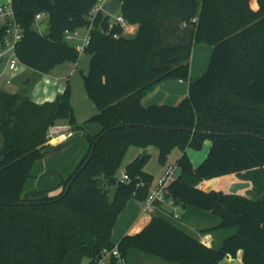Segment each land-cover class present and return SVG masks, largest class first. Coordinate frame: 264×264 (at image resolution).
<instances>
[{
    "label": "trees",
    "instance_id": "16d2710c",
    "mask_svg": "<svg viewBox=\"0 0 264 264\" xmlns=\"http://www.w3.org/2000/svg\"><path fill=\"white\" fill-rule=\"evenodd\" d=\"M250 2L122 0L120 16L137 27L127 36L120 24L110 27L109 15H93L97 0L11 1L23 34L14 54L38 76L78 62L82 52L65 32L90 29L83 51L90 70L82 75L98 114L77 123L70 85L43 104L0 87V264H97L116 247L126 264L131 252L169 264H219L240 250L244 264H264V0L257 10ZM41 13L47 14L39 21H47L46 34L37 27ZM4 36L0 31V44ZM198 44L213 53L206 74L192 81ZM167 80L188 82V97L175 106L146 107V93ZM65 118L73 131L85 133L71 153L43 165L53 147L50 129ZM207 140L209 155L194 167L187 150L200 151ZM83 145L75 163L81 151H74ZM131 146L158 148L161 163L179 147L181 174L168 181L166 197L185 212L214 218L215 225L200 232L222 233L220 241L209 246L166 215L151 214L139 232L113 242L129 201H146L152 186L153 176L143 170L148 155L127 166L129 180L117 178ZM233 174L251 182L257 198L199 188ZM34 177L44 185L26 190ZM107 183L115 190L112 199Z\"/></svg>",
    "mask_w": 264,
    "mask_h": 264
},
{
    "label": "crops",
    "instance_id": "0c3cea01",
    "mask_svg": "<svg viewBox=\"0 0 264 264\" xmlns=\"http://www.w3.org/2000/svg\"><path fill=\"white\" fill-rule=\"evenodd\" d=\"M11 1L12 0H0V6L10 4ZM250 4L254 10H257L259 7L258 0H251ZM119 16H120V11H119ZM136 31H137L136 26L127 25V28L124 30V34L127 36H135ZM89 33H90L89 28H87L86 32H81L80 35L82 36L81 37L82 43L84 38H87L89 36ZM212 53H213V47L210 45L203 46L198 44L194 46L191 54L192 81L198 79L203 74H206V71L209 66L208 62L209 59L211 60ZM81 62L82 61L80 60L76 63L65 62L57 66L56 69H53L50 73L44 75L43 78L41 79L43 82L42 83L43 86L42 88L38 87V89L36 90L37 98L32 101H34L37 104H43L45 102H53L57 98V96L63 94L67 86L70 85L72 89L71 101L74 109V116L77 123L83 124L87 120L91 119V117L97 115L98 109L95 106V104L92 103V101L89 99L87 95L83 81V75H82L83 72L86 74L88 70H90L89 69L90 57L87 59V62L85 60L86 63L83 60L84 69L80 68ZM4 69L0 72V74L4 71ZM3 80L4 79H1L0 81L1 82L0 85H2V88H4L8 93H12V94L16 93V87H12V84L10 86L3 85L2 83ZM188 94H189L188 82L167 80L157 84L153 89L148 91L143 98V103L146 107L152 105H163V104L175 106L181 104V102L188 97ZM69 123H70L69 120L66 118L60 119L57 120L55 122L54 127L50 129V140L53 144V147L49 149V153L42 161L43 165H45L47 161L53 163L54 160H58V158L64 156V154L71 153L74 149V146L80 140L79 138H81V135L85 133L83 131H79V132L73 131L70 128ZM94 129L96 130L95 126H89L88 128V130L91 131H93ZM85 148H87L86 145L82 149H78L74 151V156L78 154V151L79 152L81 151L75 163L80 160L79 158L82 157L84 153L83 150H86ZM211 148H212V141L207 140L203 145V149H204L203 155L201 156L191 155L189 154V149L187 150V154L189 155L194 167H198L199 165L197 166V164L199 163V161L203 160L205 156L207 157V155H209L208 153ZM178 170H180V173L178 175L179 177L181 174V169L179 168ZM222 178L229 179V186H231L235 182L244 181V180H240L236 174L224 176ZM206 182L207 181L201 183L199 185V188L203 189L204 188L203 186L205 185ZM253 189L254 188L252 187L251 184V186L248 189L240 191L239 194L255 199L257 198V194ZM138 202L139 201H136L135 199L130 200L129 203L127 204L126 209L119 216L117 224L113 230V237H112L113 242L116 245L119 244V242L124 236L139 232L148 222L150 218L149 215L151 214H160V216L168 215L164 211V209L167 210L168 207V205L166 204L163 206L160 205L148 215L145 216L138 215V213H136V211H139L140 209ZM186 212L190 220L182 221L181 223L191 228L192 230L197 229L198 232L200 233L198 235V238L201 239L207 245L211 246L215 241V237H216L215 234L217 232L201 233L200 230L210 228L215 224H212L211 222H208L209 220L204 219V217L208 216L207 214H203L202 212L192 209H188L186 210ZM195 218L203 219L202 223L200 222L196 223L194 221ZM135 253L136 252H131L129 258L131 259L132 255ZM140 257L141 256H139V260L141 263L139 262V264H162L161 262H151V260H146V258H140ZM105 264H111V261L110 263H108L106 260ZM219 264H244L243 251L240 250L236 258L227 257L223 259Z\"/></svg>",
    "mask_w": 264,
    "mask_h": 264
},
{
    "label": "rangeland",
    "instance_id": "374dc122",
    "mask_svg": "<svg viewBox=\"0 0 264 264\" xmlns=\"http://www.w3.org/2000/svg\"><path fill=\"white\" fill-rule=\"evenodd\" d=\"M109 17H110L109 20L112 21V23H115V22H117V19L119 17V12H117L113 15H110ZM37 27H38V31L41 34H46L49 31V26H48L47 21L38 22ZM86 31H87L86 27L79 28L77 30V32L79 33V37L77 39L71 40L69 42L72 46L76 47L80 52H82L80 55V58H79V60L82 61L80 63L81 69H84L83 60H84V62H85V60L87 62V59L89 58V56L84 54V52L82 51L83 50L82 49V47H83L82 41H81L82 36L80 35L81 32H86ZM6 39L9 40L8 41L9 44H7V42L0 44V72L6 67V65L8 64V61L10 59L15 58V54H14L15 50L12 49L11 39L10 38H6ZM203 46H205V45H203ZM209 62H210V59H209ZM209 62H208V65H209ZM190 65H191V60H190ZM43 76L44 75L38 76L37 72L32 68L22 66V70L20 72L18 71V73L12 79V87H16V93L17 94H19L21 96L25 95V96H28L31 100H35L37 98L36 90L38 89V87L42 88V86H43L42 85L43 82L41 80L43 78ZM3 79L4 80L2 81V83H3V85H5V82H6L5 79H7V77H3ZM30 79L32 80L31 84L25 85L26 84L25 81L30 80ZM2 146H3V138L0 134V148H2ZM86 147H87V145H86ZM204 148H206V147H204ZM145 150L147 151L148 159L143 166V168H144L143 170L153 176V180H152V184H151L152 186H150V188H149V194H150V193H152V191L156 190L159 186H161L162 181L166 178L169 171L171 172L170 178H172L173 175H174V178L178 177L180 170H178L176 162H177L178 158H180L182 152L179 149V147L172 148V150L170 151V154L168 155V158L165 160V162L161 163L159 161V149L158 148L151 146V147H148L147 149H144L140 146H131L129 148V150L127 151V154H126L125 158L123 159V162H122V164H121V166H120V168L116 174L118 179H122L123 173H126L127 166L130 165V163L133 162L137 157H141L143 155V153H145L144 152ZM83 151H85V150H83ZM203 152H204V149H202L200 151H195V150L189 149V154H191V155L201 156V155H203ZM205 158H206V156H205ZM203 160L199 161L197 166L200 165V163H202ZM174 170H175V172H174ZM38 172H39L38 169L35 168L33 171V175H37ZM36 180H38L36 177L32 178V180H30V182L28 183L26 190H29L31 188H40L44 185V183L39 184L38 181H36ZM231 186H229V179L220 177V178L207 180V182L203 186L204 187L203 189L204 190L223 191L225 193H230ZM105 189H108L109 197L112 199L114 197V194H115L114 188L107 183V185L105 186ZM57 192L58 191L53 192L52 194H56ZM145 202L146 201L138 202V204L140 206L139 211H136V213H138V215H144L145 216V215L149 214V213H145L146 212L145 211V207H146ZM167 210L170 213V214L166 215V218H168L169 221H171L172 223H174L176 225H179L186 232L192 234V236L194 235V236L198 237V235L200 233L198 232L197 229L192 230L191 228H189V227H187L181 223L182 221L190 220L188 218L187 213L184 210H182L176 206H171V205H168ZM174 214L175 215L179 214L181 218L180 219L174 218L173 217ZM194 221L196 223H198V222L202 223L203 219L195 218ZM208 222L215 224L216 220L213 218V219L209 220ZM215 236H216L215 241L213 243L220 241V238L223 237L222 233H216ZM139 256H141L140 258H146V260H151V262H161L162 264H167V263L162 262L160 259H157L154 257H149L147 255H143L142 253H138V252L133 254L131 259L129 258L127 263L128 264H139V262H140ZM106 260L108 263H110L111 256L107 255Z\"/></svg>",
    "mask_w": 264,
    "mask_h": 264
},
{
    "label": "built area",
    "instance_id": "2783aa9c",
    "mask_svg": "<svg viewBox=\"0 0 264 264\" xmlns=\"http://www.w3.org/2000/svg\"><path fill=\"white\" fill-rule=\"evenodd\" d=\"M110 1L111 0H97L96 3L97 5H95L92 12L93 15H96L100 11L106 14V12L104 11V6ZM46 17H47L46 13H41L37 15L36 20L37 22H39L45 19ZM114 24H120L124 28V30L127 28L128 25L121 16L118 17L117 22L115 23L110 22V27H112ZM0 31H3L5 35L1 43L7 42V44H9L8 42L9 40L6 38H10L12 43V49L14 50L16 43L22 39L23 34H22L21 25L17 22L15 11L11 3L0 6ZM115 36L117 37V35ZM78 37L79 34L77 30L76 31L66 30L65 32V39L68 42L77 39ZM89 39H90V33L89 36L87 38H84L83 40L82 51H84L85 47L88 45ZM22 66L24 65H22L19 62L16 56L15 58L10 59L4 71L0 74V81L1 79H3V77H7V79H5L6 80L5 85L10 86L12 84V79L14 78V76L18 73V71L20 72L22 70ZM0 87H2V85H0ZM170 176H171V172L169 171L167 174V179L162 181L161 186H159L156 190L152 191V193L149 194L145 202L146 212L151 213L160 205L163 206L166 204V205L174 206V202L172 200L167 199L166 191H165L168 181L174 178V175L172 178H170ZM122 179L129 180V177L127 176L126 173H123ZM179 216H180L179 214L173 215L174 218H178ZM107 255L114 257L117 260V264H126V260L122 257L117 247L115 248V250L104 254L102 259H100L97 264H105Z\"/></svg>",
    "mask_w": 264,
    "mask_h": 264
},
{
    "label": "water",
    "instance_id": "95a60500",
    "mask_svg": "<svg viewBox=\"0 0 264 264\" xmlns=\"http://www.w3.org/2000/svg\"><path fill=\"white\" fill-rule=\"evenodd\" d=\"M122 6V0H111L110 2H108L107 4H105L104 6V11L106 12L107 15H113L117 12L120 11ZM31 79L25 81V85L31 84ZM134 124H131V126H133ZM110 131V130H109ZM145 153H143V155L141 156L142 158L147 155V151H144ZM93 153V152H92ZM90 158L87 160L86 164L89 162ZM84 169V167L81 168V171ZM78 175V174H77ZM110 182L113 183L112 186L116 185L115 184V180L114 178L110 179ZM251 186V182L249 181H239V182H235L232 184L231 189H230V193L232 194H239L240 191L248 189ZM70 185L67 187V191L69 190ZM209 191V190H206Z\"/></svg>",
    "mask_w": 264,
    "mask_h": 264
}]
</instances>
